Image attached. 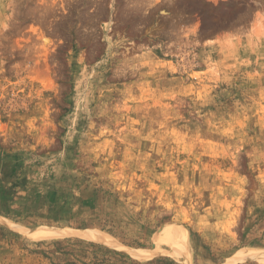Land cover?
I'll return each instance as SVG.
<instances>
[{"label":"rangeland","instance_id":"rangeland-1","mask_svg":"<svg viewBox=\"0 0 264 264\" xmlns=\"http://www.w3.org/2000/svg\"><path fill=\"white\" fill-rule=\"evenodd\" d=\"M251 251L264 0H0V264Z\"/></svg>","mask_w":264,"mask_h":264},{"label":"bare ground","instance_id":"bare-ground-1","mask_svg":"<svg viewBox=\"0 0 264 264\" xmlns=\"http://www.w3.org/2000/svg\"><path fill=\"white\" fill-rule=\"evenodd\" d=\"M97 239L105 241V242H111V239H109L108 237L101 235L99 236V234L95 235ZM142 255V254H141ZM248 258H253V259H259V260H264V253L260 252V251H251V253H239L235 256V259H248Z\"/></svg>","mask_w":264,"mask_h":264}]
</instances>
